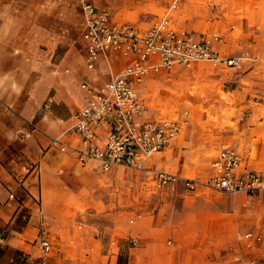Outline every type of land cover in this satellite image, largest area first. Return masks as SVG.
<instances>
[{
  "label": "crops",
  "instance_id": "0c3cea01",
  "mask_svg": "<svg viewBox=\"0 0 264 264\" xmlns=\"http://www.w3.org/2000/svg\"><path fill=\"white\" fill-rule=\"evenodd\" d=\"M91 1L109 8L114 21L145 27L167 13L171 0ZM215 1L179 0L172 14L196 30L226 33L235 23L227 54L232 44L258 48L264 0ZM84 23L79 0H0V264H244L263 245L246 246L242 234H264V191H188L181 180L156 187L145 170L106 172L96 161L81 163L71 148L49 146L56 135L78 145L70 126L84 98L80 83L100 85L126 62L108 52L88 68ZM256 62L247 61L234 84L227 83L231 70L214 71L211 79L221 82L214 97L222 103L214 113L232 124L210 131L218 145L238 149L264 174V80L250 69ZM200 127H185L146 166L209 175L211 164L203 163L219 147L206 156ZM42 235L52 243L44 257Z\"/></svg>",
  "mask_w": 264,
  "mask_h": 264
},
{
  "label": "built area",
  "instance_id": "2783aa9c",
  "mask_svg": "<svg viewBox=\"0 0 264 264\" xmlns=\"http://www.w3.org/2000/svg\"><path fill=\"white\" fill-rule=\"evenodd\" d=\"M79 1L85 15L81 37L87 67L93 68L96 60L108 52L120 53L126 62L100 85L88 79L80 83L84 98L70 126L78 136V145H68L56 135L50 138L49 146L62 151L71 148L81 163L96 161L102 171H111L116 166L145 170L156 187L174 186L181 180L188 191L198 188L230 194L264 191L263 172L248 166L242 152L230 145L218 150L210 163L211 173L204 179L146 166L154 154L181 132L187 122V111L176 116L149 115L148 99L141 92L144 82L151 75L190 66L199 60L239 67L242 56L221 54L225 35L219 29L195 31L178 25L172 13L179 9V0H171L167 13L145 27L114 21L109 8L96 9L91 0ZM210 3L216 4L215 0ZM30 123L36 127L34 121ZM242 238L250 248L263 243L244 264H264V234L247 230ZM134 242L131 238V243ZM39 243L41 256H47L52 250L49 238L42 235Z\"/></svg>",
  "mask_w": 264,
  "mask_h": 264
},
{
  "label": "rangeland",
  "instance_id": "374dc122",
  "mask_svg": "<svg viewBox=\"0 0 264 264\" xmlns=\"http://www.w3.org/2000/svg\"><path fill=\"white\" fill-rule=\"evenodd\" d=\"M209 4L211 5V3ZM216 4H212V6ZM74 18L75 16L73 15V19ZM177 19L178 18L175 17L178 25L187 29H193L195 31H210L212 29H219L226 37L225 42L220 48L221 54L227 56H242V64L239 67L225 66L221 63L213 64L207 60H199L195 61L190 66H183L170 72H159L146 79L141 88V92L146 96L150 105L148 110L149 115L161 113L162 115L176 116L182 111H187V122L184 124V127L181 131H183L185 127L187 129L191 128L193 123H196V125L198 124V127L201 126L200 132L202 138H199V140L204 143L202 148L206 150V156L208 157L209 155L210 157L218 147L220 149L222 146H224V143L220 144L222 146L217 144L218 141L214 139V137L217 136L212 134L210 131V126L219 127L225 125V123L229 125L232 124V120L230 118L226 119L227 122H225V120L220 122L219 115L214 113L216 106L217 109H219V105H222L219 99L214 97L215 87L217 85L218 88L221 85V82L216 83V80L211 79V77L214 75L215 70H220L219 68H222V72L231 70L232 73L228 74H232L233 78H230L227 83L234 84L235 82L233 79L236 78V74L243 69L247 61L254 60L256 57L257 62L255 65H252L250 69H253L255 72H257L262 80H264V39L263 41L259 42L260 46L258 48H253L251 45L240 47V44H232L230 50L231 52L230 54H227L225 53V48H227L226 43L228 41V37H231V34H228V32L234 29L235 23L229 22L226 26L227 30L225 27V33L220 28L216 27H210L205 30H196L195 28H192V26H187L179 19L178 22ZM261 24L262 27L258 29L257 32L264 34V19ZM74 25L76 26V21H74ZM77 32L78 28L77 30L75 29V34H77ZM238 33L239 30L236 29L234 35L232 34V37L234 38L238 35ZM261 89L264 90V85L261 86ZM223 98L224 96L221 97V100ZM230 102L234 104V101L230 100ZM220 114L232 115V112H230L229 109H221ZM210 163V161L208 162L205 160L203 165L208 167ZM120 169L126 173L132 172V176L134 175L133 173L136 172V169L129 167H121ZM189 176L197 177L193 172H190ZM207 176L208 175L205 174L200 176V178L204 179V177L206 178ZM215 192L219 191L215 190ZM125 216L128 215L125 213Z\"/></svg>",
  "mask_w": 264,
  "mask_h": 264
}]
</instances>
